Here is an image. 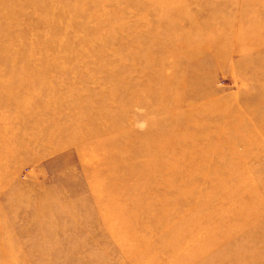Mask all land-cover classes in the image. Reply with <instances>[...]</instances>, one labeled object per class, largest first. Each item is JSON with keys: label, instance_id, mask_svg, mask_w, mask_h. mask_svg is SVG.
<instances>
[{"label": "rangeland", "instance_id": "rangeland-1", "mask_svg": "<svg viewBox=\"0 0 264 264\" xmlns=\"http://www.w3.org/2000/svg\"><path fill=\"white\" fill-rule=\"evenodd\" d=\"M0 264H264V0H0Z\"/></svg>", "mask_w": 264, "mask_h": 264}, {"label": "bare ground", "instance_id": "bare-ground-1", "mask_svg": "<svg viewBox=\"0 0 264 264\" xmlns=\"http://www.w3.org/2000/svg\"><path fill=\"white\" fill-rule=\"evenodd\" d=\"M51 163H53V162H51ZM62 166V165H61Z\"/></svg>", "mask_w": 264, "mask_h": 264}]
</instances>
